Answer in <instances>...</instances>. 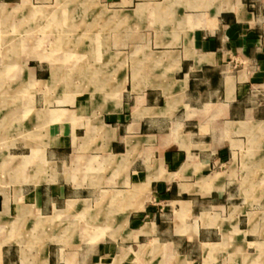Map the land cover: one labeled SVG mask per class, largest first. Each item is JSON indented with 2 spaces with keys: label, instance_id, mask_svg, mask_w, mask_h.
<instances>
[{
  "label": "crops",
  "instance_id": "crops-1",
  "mask_svg": "<svg viewBox=\"0 0 264 264\" xmlns=\"http://www.w3.org/2000/svg\"><path fill=\"white\" fill-rule=\"evenodd\" d=\"M82 2L59 58L0 65V264H264V0Z\"/></svg>",
  "mask_w": 264,
  "mask_h": 264
},
{
  "label": "rangeland",
  "instance_id": "rangeland-1",
  "mask_svg": "<svg viewBox=\"0 0 264 264\" xmlns=\"http://www.w3.org/2000/svg\"><path fill=\"white\" fill-rule=\"evenodd\" d=\"M82 1L83 0H48L46 2L47 5H45L44 0H42V3L31 2L30 7L18 5L1 6L0 65L7 64L8 61H13L16 67L22 68L23 65L30 62V60H32V64H38L45 61L46 57L43 55L44 53L49 54V58H59L60 56L54 55L53 53L59 52V49L62 47H67L66 39H64L66 38L67 29L73 33L77 30L76 23L67 20V18H73L78 15L80 22H83L92 11H94L95 14L102 13L104 15L105 13V16L108 15L109 9L106 7H91L86 9L85 7H77V5H75V3L78 2L83 3ZM68 2L71 3L72 6L64 5ZM106 21V17L102 18L100 22L96 23L95 30L101 29L103 33H108L109 25ZM80 24L81 25H78V32L81 35L85 31H94L85 21ZM90 37L91 34L87 36V39L80 40V44L91 42V39H89ZM18 41L20 43L16 45ZM75 43L76 39H70V46ZM28 51H32V56L25 54ZM38 53H41V55ZM137 58L139 59L140 56H137ZM4 77L5 79L11 78V73H5ZM14 90L13 87L9 86L1 88L0 96L2 91H4L6 96H12L14 95ZM60 90V88L50 89L42 84H35V82H32V89H20L22 95H32V110L35 109L36 106L37 108L45 107L44 99L46 95L55 96ZM83 91H89V88H69V97L76 99L77 96L83 95ZM16 94L19 93L16 92ZM6 129L12 133L11 125H8ZM34 130L37 131V128ZM32 139H34V136H32ZM9 142L12 143V138L10 140H5L6 144H9Z\"/></svg>",
  "mask_w": 264,
  "mask_h": 264
}]
</instances>
